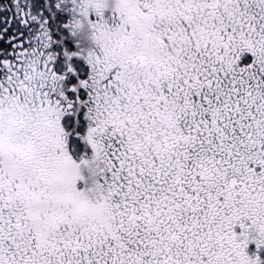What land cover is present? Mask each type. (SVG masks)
<instances>
[{
	"label": "snow or ice",
	"instance_id": "snow-or-ice-1",
	"mask_svg": "<svg viewBox=\"0 0 264 264\" xmlns=\"http://www.w3.org/2000/svg\"><path fill=\"white\" fill-rule=\"evenodd\" d=\"M0 264H264V0H0Z\"/></svg>",
	"mask_w": 264,
	"mask_h": 264
}]
</instances>
